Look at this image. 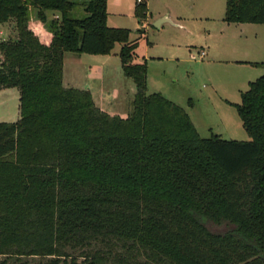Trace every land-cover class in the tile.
Listing matches in <instances>:
<instances>
[{
  "label": "trees",
  "instance_id": "obj_1",
  "mask_svg": "<svg viewBox=\"0 0 264 264\" xmlns=\"http://www.w3.org/2000/svg\"><path fill=\"white\" fill-rule=\"evenodd\" d=\"M107 7L0 0V25L18 32L0 43V91L20 93L19 120L0 122V264H264V74L233 105L251 140L203 138L184 108L148 93L139 42L108 26ZM225 22L264 25V0H226ZM116 44L136 86L127 118L63 84L65 53Z\"/></svg>",
  "mask_w": 264,
  "mask_h": 264
},
{
  "label": "rangeland",
  "instance_id": "obj_2",
  "mask_svg": "<svg viewBox=\"0 0 264 264\" xmlns=\"http://www.w3.org/2000/svg\"><path fill=\"white\" fill-rule=\"evenodd\" d=\"M89 1L86 0L83 3L87 4ZM149 5L153 16L152 19L147 17L148 23L147 20L144 23H140L136 17L128 16L123 20L125 26H127L126 28L131 30V40H138L139 42L140 47L136 52L134 61L138 60V56L143 58L146 55V47L150 49V56L162 58L152 62L150 65L148 93H160L187 112H192L190 104L193 102L196 105L195 111H197V114L200 113L199 116L202 115L203 119L207 113L216 115V112H220L215 107H213L214 109L210 107V103L201 97L205 94H209L212 91L216 92L213 100L215 102V100L223 98L225 93H229L231 100H234L235 97L241 102V93L234 88L236 85L234 86L232 82L233 69L236 67L235 74L241 77H246L252 71L250 74L251 81L261 77V75H258V70H250V68L238 69L236 65L228 63L221 64V66L217 65L210 69L206 68V63L211 61L213 56L221 60L231 58L228 55H233L227 48L233 40L232 37L237 38L240 43L244 44L246 42L249 43V40H251L253 46L258 49L262 46L264 47V25L257 26L263 29V33L258 32L257 38L247 33L246 38L245 35L241 34L242 37L240 39L237 36L240 30L235 28L237 27L236 24H231L230 32L221 31V28L224 27L223 25H227L224 22L226 0H149ZM157 14L167 15L169 21L162 23L158 27L156 24V20H158ZM74 15L79 18L88 16L84 11V6L77 8ZM49 16L54 17V14ZM31 23H38L36 11L31 12ZM178 25L182 27H177ZM0 29L4 31V35L7 38L6 42L15 41L18 38L14 21H10L5 26L0 25ZM139 30H142V33ZM120 46L116 47L115 52L120 49ZM202 52H205L207 56L201 58ZM66 54L64 86L68 87V82L71 79H75L80 87H83L86 82L95 84L97 82L88 80L91 74H97L98 76L101 69L108 70V74L105 72V76L103 75V78L100 79H106V85H104L103 81V87L99 88L101 86L100 83L96 86V89H98L96 91V101L98 100L99 102V99L103 98L107 112L121 118H127L132 110L136 86L118 68V60H115L114 56L106 58L104 56L85 54V56H81L79 62H74L73 59H78L80 56L75 53ZM175 57L181 58V61L175 59ZM259 58L260 62H264V51L263 56L261 55ZM94 59L100 61L102 59L103 61H107V59L112 61L114 59L112 61L113 66L112 62L110 63L111 65L101 63L102 67L100 68L99 64L92 62ZM261 69V72H264L263 68ZM246 88L243 90H247ZM19 106L20 93L17 88L1 90L0 122L16 123L20 118ZM223 107L230 111L233 117L241 123L237 110L233 105H225ZM206 108H208L207 112ZM200 130L201 137L210 138L206 129L201 128ZM2 259L0 258V261ZM23 260L27 264H48L49 258L35 257ZM79 261H82V259H79Z\"/></svg>",
  "mask_w": 264,
  "mask_h": 264
},
{
  "label": "crops",
  "instance_id": "obj_3",
  "mask_svg": "<svg viewBox=\"0 0 264 264\" xmlns=\"http://www.w3.org/2000/svg\"><path fill=\"white\" fill-rule=\"evenodd\" d=\"M73 1V0H71ZM79 1V2H78ZM74 0L73 2H77V3H83L86 2V0ZM147 7H148V19L151 18L153 16V13L151 12V8L149 5V0L147 1ZM135 8H136V0H108V26L111 28H122V29H128L130 30V28H126L127 26H125L123 20H125V18L128 17H136L135 16ZM54 14L55 18H60V14L59 13H52ZM158 16V20L162 19V18H168L169 17L167 15H162V14H157ZM162 15V16H161ZM156 20V21H158ZM224 22H225V18H224ZM148 23V20H147ZM34 26H37V24L32 23ZM6 24H4L5 26ZM237 27L240 30V33L237 35L240 39H241V34L245 35V38L247 37V35L249 34L250 36L257 38L258 37V32L263 33V29H260L259 27H257V24H236ZM224 27L221 28V31H229L231 30V24L227 25H223ZM177 27H182L180 25H178ZM144 29V28H143ZM142 29V30H143ZM1 31H3L2 29H0ZM142 30H139L140 33H142ZM131 31V30H130ZM248 33V34H247ZM232 41L230 42L229 46L227 49H229L228 51L231 53V55L233 56H229L231 58H226L225 60H221L220 58H216L213 56V59L211 61H208L206 63V68H210L212 69L214 66H221V64L224 63H228V64H234L237 66L238 69H242V68H250V70H258V75H263L264 72H261V68H263L262 64L264 62H260L261 60H259L261 57V55L263 56V51H264V47H260L255 48V46H253V42L251 40H249V43H240V41L237 40V38L232 37ZM130 41H136V40H131V35H130ZM121 44H116L113 52L110 55H105L104 57L106 58H111L112 56H114L115 60H118V68H120L123 72V68H122V63L119 57L120 51L122 49V45ZM120 46V49L115 52L116 47ZM140 46H138L139 48ZM137 48V50H138ZM136 50V52H137ZM146 55L141 58V57H137V61H134V63L136 64H141L144 61L147 62L148 65V87L150 84V79H149V73H150V65L152 62H155L157 60H161L162 58L159 56H150L149 51L150 49H148V47H146ZM210 50V48H209ZM135 52V55L137 54ZM80 58L78 57V59H73L74 62H79L81 60V56H85V54L79 55ZM153 55V54H152ZM235 55V56H234ZM67 54L65 53L64 55V74H63V84H64V80H65V59H66ZM92 56H102V55H92ZM207 56V55H206ZM136 57V56H135ZM235 57V58H233ZM112 59V61L114 60ZM174 59V58H173ZM175 59L181 61V58L175 57ZM241 59V60H240ZM105 60V59H104ZM110 59H107V61H100L98 59H94L92 60L93 63L99 64L98 66H100V68L102 67L101 63H106V64H110L112 62ZM117 64V63H116ZM111 65V64H110ZM104 66V65H103ZM112 66H113V62H112ZM261 66V67H260ZM236 69V67H235ZM235 69H233V73L231 76L232 77V82L234 84V86L236 85V87H234L235 89H238V91L241 93L246 92L249 89V84L251 82L250 79V74L252 73V71H250L249 75H247L246 77H241L239 75H236L235 73ZM264 70V68H263ZM92 72V70H91ZM108 74V70H103L101 69V71L99 72V75H93L91 74L90 78L88 79L89 81H95L97 83L95 84H90L89 82H86L85 85L83 87H80L77 85V82L75 79H71L70 82H68V87L66 88H72V89H78V90H88L93 97V100L96 104V106L98 108H100L102 111L107 112L108 110H106V105L104 104L105 101L103 98L99 99L96 101V91H98V89H96L97 84H101L100 87H103L102 82L104 81V85H106L105 83L107 82L106 79L104 80H100L101 78H103L104 73ZM124 74V72H123ZM105 76V75H104ZM108 77V75H106ZM125 76V75H124ZM106 77V78H107ZM126 77V76H125ZM259 79V78H258ZM121 80V78H120ZM125 81V79H124ZM256 81V80H255ZM245 87H247V90H243L245 89ZM101 90V89H100ZM215 93L216 92H211L209 94H205L203 96H201L202 98H205V100L207 102L210 103V107H215L216 110L218 109L220 112H216V110H214L216 112V115H209L207 113L206 117L203 119L201 116H199L200 113L197 114L196 110V105L192 102L191 108H192V112H187L190 116V118L192 119L194 125L196 126L199 134H200V129H206L210 135V137L216 135V136H220L222 139L224 140H234V141H250L251 138L250 136L247 134V132L245 131V129L243 128V124L242 121L241 123H239V121H237L235 119V117H233L232 113L230 111H228L227 109H224L225 107L223 106H229V105H234V104H240L241 102H239L237 100V98L234 97V100H231L229 96L230 94H224L223 98H221L220 100H215V102H213L214 98H215ZM160 94V93H159ZM119 95V94H118ZM135 95V94H134ZM162 95V94H161ZM216 105V106H215ZM102 106V107H101ZM208 107V106H207ZM209 107V108H210ZM214 109V108H213ZM206 112L208 110V108L205 109ZM109 113V112H107ZM110 114V113H109ZM112 116H116L113 114H110ZM239 116V115H238ZM240 118V117H239ZM241 120V119H240Z\"/></svg>",
  "mask_w": 264,
  "mask_h": 264
},
{
  "label": "built area",
  "instance_id": "obj_4",
  "mask_svg": "<svg viewBox=\"0 0 264 264\" xmlns=\"http://www.w3.org/2000/svg\"><path fill=\"white\" fill-rule=\"evenodd\" d=\"M136 3L137 4H143L144 3V0H136ZM6 41H7V38L4 35V31H0V43L6 42ZM200 57L201 58L206 57V53L205 52H202L201 55H200Z\"/></svg>",
  "mask_w": 264,
  "mask_h": 264
},
{
  "label": "water",
  "instance_id": "obj_5",
  "mask_svg": "<svg viewBox=\"0 0 264 264\" xmlns=\"http://www.w3.org/2000/svg\"><path fill=\"white\" fill-rule=\"evenodd\" d=\"M166 21H169V19H168V18H162V19L156 21V24H157L158 27H159L162 23H164V22H166Z\"/></svg>",
  "mask_w": 264,
  "mask_h": 264
}]
</instances>
